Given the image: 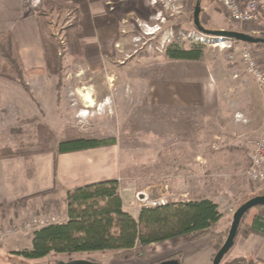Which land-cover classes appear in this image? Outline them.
<instances>
[{
    "label": "rangeland",
    "instance_id": "374dc122",
    "mask_svg": "<svg viewBox=\"0 0 264 264\" xmlns=\"http://www.w3.org/2000/svg\"><path fill=\"white\" fill-rule=\"evenodd\" d=\"M103 1L108 14L112 13L113 22L116 24L113 46L102 52L107 56L104 64L90 68L83 64L84 58L79 60L69 56L66 50V29L76 21L73 13L67 11L62 20L59 14L51 18L54 35L58 40L63 39L66 43L65 47L61 45L60 49V54L64 58L62 80L59 81L57 77L46 74L31 75L48 76L50 79L43 81V87L34 92L30 90L33 82L26 78L24 82L0 79V150L9 151L6 155L0 156V159L25 156L29 161L32 152L29 153L27 148L30 145H38L39 130L36 125L38 120H44L49 122L54 135L58 137L54 150H49L53 151L55 161L59 157L56 154L58 144L62 141L78 138L107 142L115 140L114 145L110 146H116L119 150L122 181L124 184H136V198L126 194L128 205H134L136 201L142 209L145 201L138 199L140 193H144L150 200L165 195L169 203L201 199L202 195L196 188L200 184L208 186L210 182L204 183L203 178H199L198 175L193 176L192 187L188 192L182 193L171 187L169 179L176 170L175 166H178V174H185L186 171L185 160L175 161L171 160L172 156L170 157L174 151L172 150L174 141L178 142L185 133V96L189 92L200 93L204 77L208 76L209 83L213 86L209 85V87L216 92L215 96L219 97L217 102L222 103L224 100L230 109L224 111L211 108L203 115L201 110L191 111L194 132L200 130L201 121L203 124L207 122L202 135L208 140L206 148L210 154L212 151H228L234 147L231 140L240 133H246L247 136L257 134L258 138L263 124L261 125L258 111L261 102L257 88L262 95L263 92L254 77L247 72L241 59L242 48L249 44L214 36L217 38L215 42L222 40L220 44L227 46L233 44L230 49H221L211 43L194 41L196 34L200 33L193 21L197 0H178L181 13L177 17H172L170 12L166 11L161 0ZM200 4V23L204 29L214 32L221 30L241 32L264 38V31L254 32L261 29L257 25L230 22L216 0H201ZM174 27L179 28L177 32L179 39L176 37ZM261 27L264 28V24ZM175 41L185 47H191L193 43L203 44L205 46L203 58L199 61L169 59L164 52ZM250 47L258 55L259 62L264 67V49L251 44ZM16 90L22 96H17L18 104L10 105L13 103L11 95L16 93ZM89 97L94 100L96 104L94 107H89L87 103ZM26 98L48 101L49 104L44 106L46 111L40 112V116L33 114L32 103L24 102ZM8 109L14 111H7ZM239 109L247 111L252 116V122L244 128L233 123L231 111ZM85 110L89 111L87 117H80ZM202 117H206L205 120ZM176 132L180 133L177 135ZM174 133L179 138L175 137ZM196 135L200 136L193 133V136ZM216 136H220L221 139ZM257 138L250 139L253 147L251 145L246 152L249 153V157ZM180 142H184V139ZM183 145L182 143L176 148L177 155L180 153L181 158L185 153ZM198 147L195 142L191 146L188 164L195 161V154L200 151ZM34 152L38 153V150ZM248 168L245 172L249 180L247 185L239 181L242 178L235 177L239 182L233 187V183H230L232 177L227 176L222 178L223 183H216L221 190L236 193V196L230 193L222 197V194L220 195L218 205L222 219L216 227V232L218 236L223 235L224 243L234 213L242 201L249 197L264 195V182H253L247 174ZM192 171L195 175V167ZM33 172V168L28 167L30 176ZM189 179L183 177L180 180L182 182L186 180L188 183ZM225 180L229 183H225ZM213 186L214 184L209 188L213 189ZM23 203L22 200L18 201L15 206L24 205ZM33 218L38 217L32 216L24 220V227L20 229L22 232L18 234H14L13 229L5 230L0 227L5 232V236L0 239V264H59L60 261H69L68 258L55 256L29 260L12 254L31 247L30 237L34 228L26 229L25 226ZM253 235L255 234L243 232L227 260L240 256L264 260V238L259 236L262 240L259 242V239L252 237ZM203 239L192 242L183 238L185 244L199 243L185 245L187 247L185 253L178 252L180 262L212 264L216 254L215 241L210 236ZM204 245H210L212 250H203ZM168 247L170 249L172 244L169 243ZM168 247L159 246L157 249L161 252L168 250ZM201 247L203 248L200 249ZM154 250L143 259L134 257L123 260L107 252L80 253L76 254L74 259H87L102 264H154ZM183 255H185L184 259Z\"/></svg>",
    "mask_w": 264,
    "mask_h": 264
},
{
    "label": "crops",
    "instance_id": "0c3cea01",
    "mask_svg": "<svg viewBox=\"0 0 264 264\" xmlns=\"http://www.w3.org/2000/svg\"><path fill=\"white\" fill-rule=\"evenodd\" d=\"M31 1L32 0H0V32L10 31L13 34L22 61L28 70L41 69L44 67V52L35 8L32 7ZM68 1L75 4L80 9L82 16L80 21L82 28L80 37L85 43L83 64L90 68H97L104 64V60L107 59V56L102 53L103 50L110 49L113 46L116 37V24L113 22L111 14H108L103 0ZM46 79L48 81L50 80L48 76L26 77V80L33 82V84H31L32 87L30 86V90L34 92L36 89L39 90L43 87L44 84L42 83ZM209 82L208 76H205L204 83L202 84L203 88L200 93L189 92V94L185 96V133L183 135L184 137L180 138V140L184 139V142H180V140H178V142L174 141V148L172 147L174 151L170 154V157L172 156L171 160L175 161L185 160L186 171L185 174H178V166H175L176 170L169 179L170 185L175 191L185 193L188 192L193 185L194 181L192 177L198 175L199 178H203L204 183L210 182L208 186L200 184V186L196 188L202 195L201 199H209L219 204L221 194V197L229 193L236 196L234 191L227 192V190H225V192L217 187L216 183H223L224 180L222 178H224V176L232 177L230 183H233V187L234 184H237L239 181L243 182L244 185L248 184L247 181L249 182V180L245 172L250 165V160L249 153L246 152L252 145L250 139L257 138V134L255 136H247L246 133H240L231 140L234 147L228 151L217 150L214 152L212 151L211 154L209 153L206 148L208 140L203 138L204 135H202V130L203 128L205 129L207 122L203 124V121H201L200 130L197 133L194 132L191 122V111L192 109L201 110L202 115L204 112L208 113L211 108L230 111L224 100L222 103L217 102L219 97L215 96L216 92L209 87V85L213 87ZM257 94L261 102L258 111L260 113L262 125L264 121V98L258 88ZM17 96L22 95L16 90V93L11 95L13 103H10V105L18 104ZM24 102L28 104L30 102L32 103L31 111L37 116H40V112L46 111L44 106L49 104L48 101H44L43 99L36 101L26 98ZM7 111L14 110L8 109ZM231 113L233 114V123L239 127L244 128L252 122V116L248 114L247 111L239 109L237 111H231ZM205 118L206 117H202L204 120ZM36 128L39 130L38 145H30V147L27 148L29 149V153L32 152L29 161L25 156L0 159L1 228L5 230L13 229L14 234H18L22 232L20 229L24 227V220L32 216L38 218L56 217L63 222L67 219L65 200L68 191L107 180H118L120 182V195L123 200L124 210L130 213L134 218H138L141 211L139 203H136L135 200L134 205H128L126 203V194L132 195L134 199L136 198V184H124L122 181L119 150L116 146L65 153L59 155L57 161H55L56 159L53 151L51 152L49 150H54L58 137L54 135L48 121L38 120ZM179 133L176 132L177 135ZM193 133L200 134V136H193ZM176 134L174 133V135ZM177 135L175 137L179 138ZM216 137L221 139L220 136ZM194 142L199 145L198 148L200 151L195 154V161L188 164L187 162L190 157L189 152ZM182 143L184 144L185 153L184 157L181 158L180 153L177 155L176 148ZM50 144H54V146H50ZM37 150L38 153L34 152ZM42 150H44V152ZM113 150H115V152H113ZM28 167H32L34 170L32 176L28 173ZM193 167H195V175L192 171ZM205 169L206 171H204ZM183 177L184 179H191H189L188 183L186 180L182 182L180 179ZM209 177H213V179H209ZM235 177H240L242 179L238 181L235 180ZM225 183L228 184L229 182L225 180ZM212 184H214L213 189H210L209 187ZM196 192L197 191H195V193ZM21 200L24 202V205L15 206L16 202ZM37 229L38 228H34L32 231ZM0 232L3 231L0 229ZM252 237L259 239V242L262 241L257 235H253ZM30 240L32 241V235ZM169 243L172 244L170 249L168 247ZM185 243L183 238L180 237L154 245L155 250L153 255L155 256V263L162 259H167L178 252L185 253L188 244L197 245L199 242ZM159 246H166L168 250L159 252L157 249ZM209 246L204 245L203 247L205 248L203 250H212V247ZM184 258L185 255H183V259ZM179 263L186 264L180 261Z\"/></svg>",
    "mask_w": 264,
    "mask_h": 264
},
{
    "label": "trees",
    "instance_id": "16d2710c",
    "mask_svg": "<svg viewBox=\"0 0 264 264\" xmlns=\"http://www.w3.org/2000/svg\"><path fill=\"white\" fill-rule=\"evenodd\" d=\"M67 11L73 13L76 22L66 29V50L73 58L82 60L85 57V43L80 37L82 30L80 9L68 0H42L40 6L35 9V14L44 52V67L28 70L22 61L13 34L10 31L0 32V79L24 82L27 76L46 74L62 80L64 71V58L60 54L62 46L54 35L51 18L59 14L62 20ZM174 30L179 39L177 35L179 28L174 27ZM251 45L264 49L263 43ZM204 53L205 46L201 43L185 47L177 41L171 43L164 52L169 59L189 61L201 60ZM114 143L115 140L107 142L98 139H71L60 142L56 154L95 149ZM8 152L0 150V156ZM251 198L253 197L242 201L240 206ZM65 203L67 216L65 221L35 230L31 247L12 254L29 260H40L49 256L74 260V256L80 253L107 252L119 259L128 260L134 257L146 258L154 249V245L180 237L193 242L210 236L215 241L216 254L224 244L223 235L218 236L216 232L222 214L219 205L209 199L179 201L155 208L143 207L136 219L124 210L120 182L107 180L68 191ZM243 232L264 238V205L252 208L245 214L234 247ZM232 250L222 264H264V260L246 256L227 260ZM167 259L180 261V253Z\"/></svg>",
    "mask_w": 264,
    "mask_h": 264
},
{
    "label": "built area",
    "instance_id": "2783aa9c",
    "mask_svg": "<svg viewBox=\"0 0 264 264\" xmlns=\"http://www.w3.org/2000/svg\"><path fill=\"white\" fill-rule=\"evenodd\" d=\"M220 5L221 9L224 11L225 16L230 22L241 23L244 25H257L261 29L254 32H263L264 28L261 25L264 24V0H216ZM42 0H32L31 4L33 8H38ZM166 11L170 12L172 17H177L180 15L181 10L178 5V0H161ZM164 18V17H163ZM190 34V33H189ZM201 34V33H199ZM196 34L194 41L201 42L204 44L220 45V41H216V38H212L206 35ZM58 37V36H57ZM189 37H191L189 35ZM201 37V38H200ZM203 37V38H202ZM228 41H234L227 39ZM60 41V40H59ZM61 45L65 47V40L60 41ZM229 43V42H228ZM233 43V42H231ZM245 44V43H244ZM225 47H220L221 49H230L233 44ZM217 47V46H216ZM241 59L245 65L247 72H249L255 79L258 87L263 92L264 97V67L260 64L258 55L254 53L249 45H246L241 50ZM264 110V102H263ZM250 166L248 168L247 174L249 178L255 183L264 182V123L258 138L255 141L254 149L250 154ZM169 204L168 198L165 195H161L155 199L150 200L147 198L145 200L144 207L155 208L166 206ZM56 217L47 218H33L25 226L26 229L42 228L50 224L59 223ZM5 236V232H0V239Z\"/></svg>",
    "mask_w": 264,
    "mask_h": 264
},
{
    "label": "water",
    "instance_id": "95a60500",
    "mask_svg": "<svg viewBox=\"0 0 264 264\" xmlns=\"http://www.w3.org/2000/svg\"><path fill=\"white\" fill-rule=\"evenodd\" d=\"M201 0H197L195 12H194V23L200 33L206 36H217L224 37L227 39L235 40L242 43H250V44H264V38H257L251 35H247L241 32H231V31H208L204 29L200 23V14H201ZM146 195L144 193H140L138 195V199L140 201L146 200ZM259 205H264V195L253 197L246 202H244L234 213L233 221L229 230V234L227 239L221 249L215 255L212 264H222L226 255L232 250L235 244V240L238 234L240 223L247 212H249L252 208H255ZM59 264H102L100 262L91 261L87 259H74L69 261H60ZM160 264H180L177 260H166L161 262Z\"/></svg>",
    "mask_w": 264,
    "mask_h": 264
},
{
    "label": "bare ground",
    "instance_id": "6f19581e",
    "mask_svg": "<svg viewBox=\"0 0 264 264\" xmlns=\"http://www.w3.org/2000/svg\"><path fill=\"white\" fill-rule=\"evenodd\" d=\"M202 34V33H201ZM201 34H199V35H201ZM210 37H212V38H216V37H214V36H210ZM201 38V37H200ZM203 38V37H202ZM217 39V38H216ZM218 41H220V42H217V43H222V40H218ZM216 46H218V47H225L226 45L225 44H218V45H216ZM87 103H89V107H94L96 104H95V102H94V100L91 98V97H89L88 99H87ZM88 112L89 111H87V110H85L84 112H83V115L82 116H80V117H87V115H88Z\"/></svg>",
    "mask_w": 264,
    "mask_h": 264
},
{
    "label": "flooded vegetation",
    "instance_id": "af4514ba",
    "mask_svg": "<svg viewBox=\"0 0 264 264\" xmlns=\"http://www.w3.org/2000/svg\"><path fill=\"white\" fill-rule=\"evenodd\" d=\"M167 260H172V259H167ZM175 260V259H174ZM166 261V260H165ZM179 262V261H178Z\"/></svg>",
    "mask_w": 264,
    "mask_h": 264
}]
</instances>
